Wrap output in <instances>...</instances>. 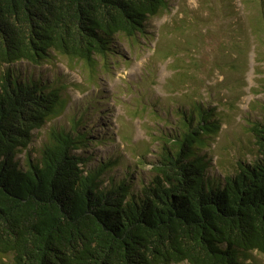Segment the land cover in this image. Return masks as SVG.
<instances>
[{
    "label": "trees",
    "instance_id": "1",
    "mask_svg": "<svg viewBox=\"0 0 264 264\" xmlns=\"http://www.w3.org/2000/svg\"><path fill=\"white\" fill-rule=\"evenodd\" d=\"M241 2L234 13L242 31L239 55L248 35L264 44V0ZM168 6L169 0H0V65L6 64L0 71V264H256L253 253L264 254V107L248 126L256 155L249 161L237 155L233 163L221 157L220 175L206 149L222 120L202 98L186 97L174 108L151 101L152 119L161 125L120 172H112L122 164L119 151L91 163V144L113 138L94 132L90 115L110 123L92 96L30 148L34 129L64 112V89L81 87L11 65L38 66L61 54L93 70L97 58L115 55L118 36H145L147 20ZM179 74L174 81L182 84L186 72ZM23 150L28 157L21 163Z\"/></svg>",
    "mask_w": 264,
    "mask_h": 264
},
{
    "label": "rangeland",
    "instance_id": "2",
    "mask_svg": "<svg viewBox=\"0 0 264 264\" xmlns=\"http://www.w3.org/2000/svg\"><path fill=\"white\" fill-rule=\"evenodd\" d=\"M205 5L213 7V15L207 14ZM242 6L241 0H169L165 11L147 20L145 36L134 41L118 36L115 55L106 60L97 58L93 70H89L84 61L71 60L61 54H55L38 66L25 62L11 65L22 72L34 67L35 73L40 72L42 78L58 75L61 81L76 82L81 87L67 86L64 89L63 95L68 98L64 112L46 121L41 128L34 129L30 148L37 149L51 126L67 123L73 110L87 96H92L100 101L99 109L107 112L105 120L110 123L101 124L94 119L95 113L90 115V121L92 118L96 121L93 127L97 130L94 132H112L113 138L106 144H91L89 149L94 156L91 163L113 150L119 151L122 164L112 172H120L121 165L135 161V153L143 149L144 143H150L151 131L156 133L157 126L161 125L152 119L150 102L174 108L185 102L186 97H191L194 100L202 98L220 113V131L206 149L214 165L213 173L220 175L224 169L220 165L221 157L227 163H233L237 155L247 161L252 159L257 153V145L248 126L263 113L264 44L254 42L253 36L248 35V39L241 41L248 42L246 52L239 55L241 47L237 40L241 39L242 31L234 13ZM189 25L192 28L188 30ZM185 30L188 31L185 33ZM255 45H259V53L255 52ZM161 47L176 51V56L161 58L156 52ZM189 55L196 59L195 65L190 64ZM176 57H181L184 67L171 66L180 63ZM5 68L6 64L0 65V71ZM180 72H186L187 80L177 84L174 80L180 77ZM89 76H92L91 82L87 81ZM172 119L175 121L178 116L173 115ZM156 146L152 142L153 151ZM35 155L32 151L31 156ZM17 157L24 163L28 150H23ZM148 167L143 166V171L146 172ZM253 258L256 264H264L263 253L254 252Z\"/></svg>",
    "mask_w": 264,
    "mask_h": 264
}]
</instances>
